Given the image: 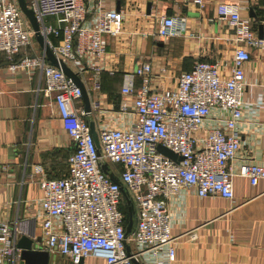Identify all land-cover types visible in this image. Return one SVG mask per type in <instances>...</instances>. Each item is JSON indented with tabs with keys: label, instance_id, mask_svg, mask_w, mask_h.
Listing matches in <instances>:
<instances>
[{
	"label": "built area",
	"instance_id": "1",
	"mask_svg": "<svg viewBox=\"0 0 264 264\" xmlns=\"http://www.w3.org/2000/svg\"><path fill=\"white\" fill-rule=\"evenodd\" d=\"M25 1L54 57L68 67L85 63L83 69L72 71L79 75L87 93H98L105 55L103 37L121 34L122 12L106 11L105 0H97L94 22L87 25L89 13L82 0ZM189 1L203 7V0ZM217 15L232 27L238 45L231 69L223 74L218 63L197 62L178 77L174 87L160 85L159 76L163 77L165 70L156 75L149 62L125 72L120 96L123 100L133 98L134 117L128 128L95 129L98 155L84 112L77 107L82 100L80 89L59 68L50 66L42 51L35 52L34 32L17 1L0 0V53L7 68L41 72L45 92L52 95L62 129L73 143L66 176L39 181V217L46 251L68 258L72 264L90 258L103 264H133L145 252L156 256L167 249L172 261L169 198L182 189H194L200 198L230 200L234 177L247 179L251 186L264 180L262 165L242 164L234 171L230 166L240 148L237 124L242 116L244 66L251 50L264 51V21L259 39L258 27L252 19L239 15L236 3L219 4ZM185 25L184 16L160 17L154 36L172 38ZM83 71L89 72V77L82 78ZM89 102L90 114L102 110L98 98ZM128 109L129 104L121 101L119 113ZM215 109L222 117L215 119V126H208ZM159 146L181 160L163 156ZM104 163L118 183L102 173L100 164ZM113 166L120 170H112ZM121 189L135 211L134 227L127 237L122 210L127 206ZM14 230L0 222V257L7 261L15 259L19 231Z\"/></svg>",
	"mask_w": 264,
	"mask_h": 264
},
{
	"label": "crops",
	"instance_id": "2",
	"mask_svg": "<svg viewBox=\"0 0 264 264\" xmlns=\"http://www.w3.org/2000/svg\"><path fill=\"white\" fill-rule=\"evenodd\" d=\"M82 1L89 13L86 24L92 25L97 0ZM223 2L236 3L242 18L252 19L250 13L255 14L257 27L264 21V0H203L202 8L189 0H105L104 10L122 12L121 34L103 37L101 90L87 93L90 101L100 100L102 110L86 115L81 100L77 107L84 112L83 118L95 129L128 128L134 117L133 98L123 100L120 96L122 75L143 62H149L156 75L160 69L165 70L159 82L157 79L163 87H174L178 77L197 62L218 63L226 74L238 45L232 27L217 15V6ZM179 16L186 17L184 30L168 39L154 36L160 17ZM35 49L41 51L39 45ZM82 66L69 68L78 71L85 63ZM81 75L87 78L89 72ZM244 84L242 116L237 124L240 148L230 165L233 171L242 164L264 166V51L251 50L244 66ZM45 88L39 70L10 71L0 53V222L19 231L17 241L24 236L40 239L35 248L48 253L47 264H72L68 258L46 251L43 245L39 181L66 176L67 160L73 151L52 95ZM121 101L129 104L125 114L118 111ZM220 117L222 113L213 110L207 125L215 126V119ZM112 170L120 168L113 166ZM232 187L230 200L200 198L194 189H182L169 198L173 260L169 261L164 249L156 256L141 254L138 263L264 264V180L251 186L247 179L234 177ZM19 255L16 249L14 260L0 257V264H19ZM81 264L103 261L90 258Z\"/></svg>",
	"mask_w": 264,
	"mask_h": 264
},
{
	"label": "water",
	"instance_id": "3",
	"mask_svg": "<svg viewBox=\"0 0 264 264\" xmlns=\"http://www.w3.org/2000/svg\"><path fill=\"white\" fill-rule=\"evenodd\" d=\"M17 4L21 10V12L23 13V15L25 16V18L27 19L31 29L34 32V37L35 40L37 42V44L39 45L42 53H44V55L47 58V61L49 63L50 66H53L55 68H59L63 74L68 77L81 91V99H82V103L84 105V112L86 113V115H89L91 110H90V102H89V97L87 94V91L83 85V83L81 82V79L79 77L78 74L74 73L67 65H65L63 62L58 61L54 55L52 54V52L50 51V49L44 44V40L43 38L39 35V27H38V23L35 19V16L32 12V10H30L27 7L26 1L25 0H16ZM250 18H252L254 21H257V17L255 14H253L252 12L249 15ZM262 24L258 25V38L262 39ZM89 124V129H90V135L93 139V142L95 144V146L97 147V151H98V155H99V149H98V142H97V136H96V132H95V128L92 122H88ZM158 151L160 154H162L163 156L171 159V160H181V158H178L172 151L159 146L158 147ZM100 169L102 171L103 174L107 175L112 182L114 183H118L117 178L109 172V168L108 166L104 163V164H100ZM121 192L123 194V196L125 197V201H126V206H127V214H128V222L125 228V237H127L128 235H130L132 233L133 227H134V208L133 205L130 201V199L128 198L127 194L124 192V190L121 189ZM40 244V239H35V240H31L28 237H21L16 244V249L19 250L20 255H19V264H47L48 261V253L45 251H42L38 248H35V246ZM126 252L127 254H129V248L126 247ZM133 264H139L137 261H133Z\"/></svg>",
	"mask_w": 264,
	"mask_h": 264
},
{
	"label": "trees",
	"instance_id": "4",
	"mask_svg": "<svg viewBox=\"0 0 264 264\" xmlns=\"http://www.w3.org/2000/svg\"><path fill=\"white\" fill-rule=\"evenodd\" d=\"M254 26H255V27L257 26V22H256V21H254ZM122 210H123V213H124V215H125V222L127 223V222H128L127 208L124 206V207L122 208Z\"/></svg>",
	"mask_w": 264,
	"mask_h": 264
}]
</instances>
